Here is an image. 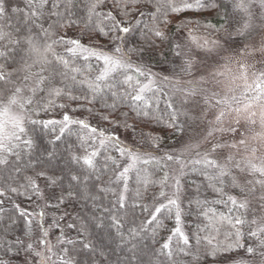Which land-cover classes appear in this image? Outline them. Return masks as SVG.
<instances>
[{
    "label": "snow or ice",
    "instance_id": "snow-or-ice-1",
    "mask_svg": "<svg viewBox=\"0 0 264 264\" xmlns=\"http://www.w3.org/2000/svg\"><path fill=\"white\" fill-rule=\"evenodd\" d=\"M46 0H40V6L42 7ZM208 7L218 8L217 3L211 2V0H205ZM30 17L39 18L37 11L35 10V0H28ZM8 4L9 0H0V20L8 19ZM65 10L63 13L59 11L52 12L51 15L57 17L52 23L48 25L47 28L43 26L42 23L38 24L35 20H32L34 28L39 30L38 33H30L23 38H13V33L5 31L3 27H0V44L3 45L4 50L0 51V57H10L16 49H19L21 55L20 67L14 71L27 73L23 76V81H29L33 77H37L35 81V86L29 89L31 95L25 97L22 95L23 88L17 86L14 81L11 80L12 72H7L5 66L0 64V166L7 167L10 163L9 157L14 156L16 161L22 159L21 146L24 149L31 150L34 145V141L29 139H23L26 135L25 123L30 124L35 129L36 126L47 127L48 125H62L59 128L61 134L67 131L72 134V129L69 125H79L81 129H87L92 135L85 137L79 132L76 133L79 141V146H83L88 143V141H95L97 136L99 137L100 148H105L106 141H113L115 145V151L119 152L121 157L127 159L128 163L117 174V180L124 181V192L121 193L118 199V206L121 210L129 207L126 203L125 192L128 190V174L129 172L135 170L139 177L140 169L138 165H148L149 163L159 164L160 161L152 157L151 159H145L144 156H151L154 151H159L161 146V141L164 138L162 135H151L145 133L142 129L139 133L140 137H148L147 140H142V143H148L149 147L144 151L143 155L138 153L132 148H129L126 144L119 140V137L112 135V132L119 127H123L126 132H131L136 134L137 123H148L149 121L155 124H163L164 128L161 130L164 132L167 130L171 134L177 132L183 133L186 125L189 122H194L196 117L194 114L185 107L186 105L194 104L196 92H185L184 98L182 99L180 106L177 107L171 99L166 101L167 108L172 109V112L168 114V119L163 120L159 114L153 109L152 104L149 103L144 96V93L151 86V78L154 73L151 72L150 66L145 62L146 56H151L155 53V50L159 47L156 40L165 43L169 50L174 52L175 57L181 60L180 72L185 74H190L194 70V66L198 61L191 55L192 49L195 48L203 52L207 57H218L219 61L222 63L217 64V69L209 73V78L211 82L215 84H223L226 92L223 96H220L216 100L215 104L210 103V98L208 96L202 97L203 105L209 107H216L217 105H226L228 112H234L236 115L234 117L235 126L229 125L227 127L223 126V121L226 115L224 108L218 111L215 115L214 121L209 123L213 126L209 128L207 132V137L215 138V133L231 134L233 136H242L245 134H251V138L257 141H264V69L259 70V72H253L252 75L255 77L253 87L250 84H245L244 93L241 94V98H238L234 94L229 96L228 93L233 92L232 84L236 79H244L247 82L248 70L250 68H255L254 64H248L247 60L249 58L260 57L257 63L264 65V0H235L233 4L234 10H239L244 13L243 23L238 27L233 28V19L226 12L223 20L224 23L220 25L219 28L213 29L216 33H220L219 38H214L212 35L197 36L193 33L195 29H189L186 34V43L182 44L174 37H179L180 33H172L168 30L171 22L162 17H166L167 10L172 12L182 11L183 8H191L192 4L185 3L183 8L176 7L172 0H89L86 7V19L83 20L84 31L90 32L95 31L97 35L108 37L112 33L116 35H111L112 41L116 43L114 48L107 49L102 46L94 45L91 42L84 44V36L81 35L78 38L66 39L65 36H58L56 39H52L55 35L53 29L56 28H72L78 26L81 22L80 18L73 19L74 13L72 11V0H65ZM109 6V11L104 14L105 20H111L110 25L101 26L100 23L95 22L100 16L101 12L98 9L103 8L104 5ZM59 0H55L53 7L59 8ZM197 7H203L204 4L200 3V0H196ZM154 8V10H152ZM114 9V11L112 10ZM258 9L257 11H255ZM13 12L19 11V9L13 8ZM135 14L134 19H119L118 17H130ZM148 18L151 20V24H143V27H138L142 25L143 20ZM191 21H181L176 25L177 29H183ZM197 27H200L199 21L196 22ZM126 25V26H125ZM164 26V29L161 28ZM207 27V26H205ZM139 31L141 37L143 38L142 43H137L132 47L125 48L128 43L126 37H130L132 33ZM18 33V30H17ZM149 33L151 35H149ZM43 39V43H40V39ZM7 41V43H4ZM49 41H51L49 43ZM57 45H62L65 47V51L77 53L80 50L81 55L87 53V55H82V59L85 61L95 58V60L103 63V69L94 79H77V74H82V69L79 67H70L69 61L60 56L56 51L55 47ZM71 45V47H68ZM11 46V47H10ZM187 47L188 51L182 52L181 49ZM162 54V53H161ZM49 55L53 59H49ZM132 55L138 57V61L134 64L132 62ZM31 60V63H29ZM54 65H61L63 71H57ZM233 65L239 70V76L233 72ZM38 66L37 72H32L34 67ZM145 69H148L147 71ZM130 72L135 73V77ZM116 74L121 75L123 78L116 80ZM139 77H145L149 83L141 84ZM223 78V79H220ZM135 79V84L133 80ZM165 80L169 79L167 76L164 77ZM202 79H204L202 77ZM179 83V81H177ZM207 82V81H206ZM8 85H11L12 90L10 95L5 96V92L9 89ZM79 86H85L86 91H83L81 95L73 94ZM126 86V87H125ZM37 92L46 93L47 99L41 97L40 100H35V95ZM220 94L218 92H213L211 97L214 99ZM67 98L69 101L77 102L84 100L90 107L85 108L84 104H78L77 107L83 111H87L90 116H97L101 121H107L109 124H114L112 130L102 128L99 124L93 127L88 120L81 118H73L68 112H64L62 119L57 120H38L31 119L32 113L37 110L47 112L51 107H59L64 109L65 104H56V99ZM111 101V102H109ZM233 104L236 107H233ZM99 105V110L96 106ZM13 106H18L21 110V115H15L12 113ZM122 108H127L128 111H121ZM104 112L109 113L105 115ZM133 114V124L128 123L129 115ZM207 115V110L204 112V117ZM110 116L113 119H110ZM122 117V119H121ZM183 118V119H182ZM243 121V124H241ZM260 131L257 132L256 128ZM241 128L244 129L241 132ZM61 136H56L55 141H60ZM52 143V141H49ZM248 140L246 138H241L238 141H234L231 144L217 142L214 144L213 148L223 149L236 148L238 145H243L247 147ZM91 147V145H89ZM199 144H190L187 146L185 151H191L193 149H198ZM260 147H264L261 144ZM100 148L93 147L91 151L86 150V154H77V148L74 144H68L66 146V151L68 153V160L73 165H81V167H86L88 172H96L99 169L96 168L94 163V158L98 156ZM21 149V151H17ZM253 156L259 151V147H253L251 149ZM166 159L171 161L178 157L173 154H165ZM48 157H55V151L48 152ZM106 163L104 168L106 169L108 164L107 161L116 164L117 161L108 156L105 158ZM260 163H254L252 160H245L244 166L247 170L255 175L259 174L260 177H264V156L258 157ZM232 157H228V161H231ZM82 162V163H81ZM30 165L34 164L36 167H42L43 161L39 158L31 159L29 161ZM196 164H205L210 167L217 168L218 174L216 177H209V179H217L221 184L224 183V178L230 176L232 184L236 187L241 188V192H244L242 188L237 183V178L232 175L228 164H218L215 160L209 159L207 154H205L203 159L195 160ZM234 167L241 168L239 162H237ZM21 169L19 167L15 168L16 172ZM38 178H44L47 182L46 186L52 189V194L50 196L51 200L56 202V205H60L66 202V200L74 199L82 192L87 193L88 185L87 181L90 179L89 174H84L81 179V175L78 172L69 171L68 173V190L65 191L63 186V176L62 175H47V169L42 168L37 174ZM167 176L165 177V180ZM138 179V183H139ZM148 180H143L145 192L143 195L147 196V188L149 185ZM163 183V181L161 182ZM248 184H258L264 189V179H257L255 181H248ZM176 193L174 196H178L180 180L176 178L175 180ZM26 188L32 190L34 194L43 195L39 189V185L35 179L29 178L28 185ZM55 189H59L58 192ZM221 191L222 189H216ZM8 191L16 192L17 188H9ZM249 192L254 191V188L248 189ZM5 191L0 190V196H4ZM142 195L140 191H137L136 197L139 198ZM161 197L165 195L163 191L159 193ZM93 199H95L93 197ZM228 200L232 205L237 204V198L234 196H229ZM261 201L259 211L261 215L253 217L249 221L241 219L239 216L234 218V224L243 227L245 223H250L253 227L248 231V238H255L252 243H248V240L241 242L242 232L240 228L235 231V239L231 243L217 244L208 248H205L202 253L203 257L211 256L214 260L218 261L219 264H264V191L261 192L259 197ZM3 203V201H0ZM249 202L247 199L239 203V208L247 209ZM18 207V206H17ZM133 213L137 208L141 211H148L145 205L139 203H133L131 206ZM173 208H175L176 222H180V210L176 198H170L166 203H160L154 206V211L151 213L150 218L144 222V224L137 230L136 228L130 229V235L133 238L139 237L142 232H146L147 228H152L151 236L155 237L156 231L159 228L164 227L163 220L158 219V214L160 217H164V212L167 210L169 214L172 213ZM2 210V209H0ZM105 211H108L105 209ZM255 211V210H254ZM22 216H25L26 222L30 224L27 217L30 214L21 212ZM41 219L43 218V213L40 214ZM166 218V217H165ZM11 219V218H10ZM95 219V218H94ZM114 226L117 227L119 232L120 220L115 216L112 217ZM231 222V221H230ZM15 221H11V225H14ZM11 225L8 228H11ZM155 225V227H153ZM69 228L75 227V225H68ZM88 225L82 223L80 225L81 231H85ZM97 228L101 227L100 224L96 225ZM40 236L33 240L34 235L31 228L24 232L21 237H17L10 244L4 245V255L7 256L11 253L13 256H21L23 259V264H47L45 258V252L49 253L48 259H51L52 247L50 246V241L48 239L49 232L43 227L41 223L39 225ZM173 233H179L180 240L184 246L189 245V239L180 230L179 227L173 229ZM231 235V233L229 234ZM207 239V237H205ZM171 240V236L169 237ZM27 241V243H26ZM68 244H72L73 241L68 240ZM200 244L199 238H197V245ZM208 244L211 245V240H208ZM37 245H39V250H37ZM83 249L95 251L94 248L88 243L82 245ZM135 248L136 246L133 245ZM168 250L165 252L164 250ZM65 254L67 250H62ZM180 252H186V247H180ZM243 253V255H241ZM187 254L191 255V249H187ZM156 256V261H149V264H164V261L159 259L160 256H165L168 260L172 259V251L170 249L169 243H164L162 248L158 253H154ZM61 264H74L71 259H64L63 256L60 257ZM0 264H12V259L9 258L5 260L0 258ZM95 264V261H93Z\"/></svg>",
    "mask_w": 264,
    "mask_h": 264
},
{
    "label": "trees",
    "instance_id": "trees-1",
    "mask_svg": "<svg viewBox=\"0 0 264 264\" xmlns=\"http://www.w3.org/2000/svg\"><path fill=\"white\" fill-rule=\"evenodd\" d=\"M16 1L9 0L8 19L0 20V27H3L5 31L12 32L13 38H23L30 33H38L39 30L33 27L32 20H35L38 24L42 23L47 28L50 23L57 19L51 13L55 11L63 13L66 7L65 0H59L60 6L58 9L53 7L55 0H46L42 7L38 6L36 11L40 15L39 18H36L30 17V10L26 5L20 3L19 0L18 3ZM88 2L89 0H72L73 19L80 18L81 22L78 26L72 28L53 29L52 31H54L55 35L52 36V39H56L61 35L65 36L66 39L78 38L83 35L84 40L82 42L84 44L91 42L94 45L102 47L111 46L113 42L111 35H116V33L103 37L97 35L95 31H84L83 20L86 19L85 6ZM211 2L217 3L219 7H208L205 0H200V3L205 5L203 7H197L196 0H172V3L178 8H183L185 3L192 4L193 7L183 8L182 11L178 12L167 10L166 17L162 18H166L171 22L168 30L172 33L179 32L181 34L188 32L189 29H195L194 34L215 35L217 33L214 31L213 26L219 28L224 23L223 17L228 12L226 10L228 3L225 0H211ZM13 8L19 9V11L13 12ZM109 10L107 4L103 8L98 9L101 12V16L95 22L100 23L101 26L110 25L111 20L104 19V14ZM112 10L114 11V9ZM118 18L123 20L134 19L136 17L133 14L130 17ZM181 21H191L192 23H188L183 29H177L176 25ZM197 21H199L200 27H197ZM145 23L150 25L151 20L145 18L142 25L138 27H143ZM161 28L164 29V26L161 25ZM149 35L151 34L149 33ZM126 38L128 39V43L125 51L127 47H132L137 43L143 42L139 31L132 33L130 37ZM174 39H177V37H174ZM4 43H7V41ZM40 43H43L42 38L40 39ZM156 43L159 47L153 55L144 58L145 62L150 66V69L174 75L177 71L174 52L170 51L165 43L159 40H156ZM3 50V45L0 44V51ZM55 51L69 61L70 67L82 69V74H77V79H94L102 69L100 61L95 60V58L85 61L80 55L66 52L65 47L62 45H57ZM21 55L19 49H16L10 57H0V64L5 66L7 72L13 73L11 80L16 85L27 74L14 71L20 67ZM49 59H53L51 55H49ZM138 59V57L132 55V62L134 64ZM29 63H31V60H29ZM54 66L57 71L64 70L61 65ZM33 71H38V66L34 67ZM129 74L135 77L133 72ZM122 78L119 74L115 76L116 80ZM133 84H135V79L133 80ZM7 88L9 90L5 92V96L14 90L11 85H8ZM83 91H86V87L79 86L73 94L81 95ZM144 96L152 104L157 114L163 120H167L168 114L172 112V109L167 108L166 101L169 100V97L163 89L159 86L150 87L144 93ZM41 97H44L46 100V93L38 92L35 95V100H40ZM55 103L57 105L61 103L65 104L66 107L64 109L51 107L47 112L37 110L35 113H32L31 119L58 121L64 112H68L69 115L85 116L94 125L99 124L102 128L109 130L114 128V124L101 121L97 116H90L87 111L79 109L77 107L78 104H84L85 108L90 107L84 100L72 102L67 98H58L55 100ZM96 108L99 110V105ZM121 111H128V109L122 108ZM104 114L109 115L107 112H104ZM132 117L133 114L130 113L129 124L134 123ZM110 119H113V117L110 116ZM61 126L48 125L45 128L41 125L36 126L34 129L33 126L25 123L26 135L23 139L31 138L34 141L33 148L31 150L24 149L22 145L23 151L20 161H16L15 157L11 156L9 157L10 163L7 167L0 166V190L5 191V195L0 196V201H3V203H0V209H2L0 210V258L5 260L11 258L12 264H23L22 255L13 256L9 253L5 256L4 245L6 243L10 244L17 237H21L29 228H31L33 233L35 232V218L29 215L27 217L30 221L29 224L26 222L25 216L21 215V212L29 214L26 207L33 197V192L31 189L26 188V186L28 185L29 178L40 172L42 168L47 169L48 176L53 174L62 175L65 191L68 190L69 171L78 172L81 175V179L84 174L90 175L89 181L86 182L88 185L87 193L82 192L76 198L66 200L65 203L60 205H56V202L50 199L53 190L47 186L45 187V195L50 202L48 208L60 214V219L64 222L62 226L64 229L62 246L63 250H67L66 254L69 259L73 260L74 264H93V261H95V264H149L150 260L156 261L157 258L154 253H158L166 242L169 243L173 255L171 260H168L165 256H160L159 259L163 260L164 264H219L211 256L202 258L205 248L233 242L237 228H240L242 232V243L245 239L248 240V243L254 241V238H248L247 235L251 228L250 223H245L243 227L234 224V218L237 216L245 221H249V219L246 212L239 208L238 204L232 205L228 200L226 179L224 178L223 184L217 179H209V177H216L218 173L210 171L201 165L188 167L183 178L186 193L182 202V219L189 239V245L184 246L179 234L173 233V229L176 228L177 224L174 208L171 214L165 210L164 217H160L158 214V219L163 220L164 227L156 231L155 237L151 236L152 228H147L146 232H142L139 237L133 238L130 235V229L136 228L139 230L144 222L150 218L151 213L154 211V206L165 203L167 200V179L165 180L166 171L164 165L161 163L140 164L137 166L140 169L139 177L137 171L133 170L129 172L128 190L125 192L126 203L129 207L121 210L118 206V199L122 193L123 180H117V174L122 171V168L121 164L118 163L119 155L115 151V148L111 145L100 148L98 156L94 158L95 166L99 171L90 173L86 167L71 164L68 160V153L65 150L68 144H74L79 155L86 154V150L89 151L88 143L83 148L79 146L76 133L82 134L81 131L75 126H69L72 129V134H69L67 131L61 134L59 131ZM163 128V124H155L149 121L146 124L137 123L136 134H132L130 131L126 132L123 127L116 128L115 130L123 131L132 143L144 151L148 149L149 144L142 143V140H147L148 137L142 138L139 136L141 129L151 135H162L164 138L161 141L159 151L151 153L159 155L164 150L165 139L169 134L167 130L162 132ZM58 135L61 136V140L55 141V137ZM49 141H52V143H49ZM17 151H21V149H17ZM50 151H55V157H48V152ZM108 156L113 157L117 163L113 164L111 161H107L108 166L105 169V158ZM30 158L33 160L39 158L43 161L42 167H36L34 164L30 165ZM16 167H19L21 170L16 172ZM143 180L150 182L147 188V196L143 195L145 192ZM162 181L163 183H161ZM9 188H17V191H8ZM218 188L222 189V192L217 191L216 189ZM55 191L58 192L59 189H55ZM137 191L142 193L139 198L136 197ZM161 191L165 193L163 197L159 195ZM133 203L145 205L148 211H141L140 208H137L135 213H133L130 207ZM105 209L108 211H105ZM113 216L120 220L119 232L113 224ZM12 220L15 221L14 225H11ZM82 223L88 225L85 231H81L80 225ZM70 224L75 225V227L69 228L68 225ZM97 224H100L101 227L97 228ZM9 225H11L10 229L8 228ZM230 233L231 235H229ZM170 236L171 240H169ZM197 238L200 240L199 245H197ZM68 240L73 241V243L68 244ZM208 240H211V245L208 244ZM84 243L90 244L95 251L83 249L82 245ZM133 245L136 247L134 248ZM180 247H186V252H180ZM187 249H191V255L187 254ZM164 251L167 252L168 250Z\"/></svg>",
    "mask_w": 264,
    "mask_h": 264
},
{
    "label": "rangeland",
    "instance_id": "rangeland-1",
    "mask_svg": "<svg viewBox=\"0 0 264 264\" xmlns=\"http://www.w3.org/2000/svg\"><path fill=\"white\" fill-rule=\"evenodd\" d=\"M20 3L26 5L29 9V3L28 0H19ZM228 3V7L226 10L227 13L232 17L233 24L232 27H238L240 24L243 23L244 20V13H242L239 10L233 9V4L235 0H225ZM18 3V0L16 1ZM40 5V0H35V10H37L38 6ZM30 10V9H29ZM258 13V9H256ZM126 26V25H125ZM188 32H183L180 34L179 37H177V40L184 44L186 43V34ZM194 34V33H193ZM197 36H205L201 34H194ZM220 33H217L215 35H212L214 38H219ZM119 43V41L112 42L111 46H107L104 48L112 49L114 48L115 44ZM68 47H71V45H68ZM182 52L188 51L187 47L181 49ZM76 55H87V53H83L81 55L80 50H77ZM191 55L195 57V59L198 61V63L194 66V70L190 74H185L183 72H180V64L181 60L176 58V65H177V71L174 73V75H168L165 72H161L158 70L150 69L152 73L155 75L151 78V86H159L163 89V91L168 95L169 99L172 100V102L179 107L182 99L184 98L185 92H196L195 97V103L186 105L187 107L196 117L194 122H189L188 125H186L185 130L183 133H175L171 134L169 133L167 138L165 139L164 144V150L159 155H153L151 156H144L145 159H151L152 157H155V159L159 160L161 164L164 165L165 171H166V191H167V200L170 198H176L179 210H180V222L179 224H176V228L179 227L180 230L184 233L185 236H187V232L184 226V222L182 219V202L185 197L186 189L184 186V174L186 169L193 165H201L210 171H215L218 173V169L214 167L207 166L205 164H196L194 163L195 160L203 159L205 154H207V157L209 159L215 160L218 164H228V167L231 170V173L233 176L237 178V183L244 188V192H241L240 187H236L232 184L231 177H225L227 181V191H228V197L234 196L237 198V204L239 205L240 202H243V200L247 199L249 202V206L247 209H243L247 216L249 221L253 219V217H259L261 215L259 211V207L261 204V201L259 200V197L261 195V192L264 191V189L261 188L258 184H248V181H255L257 179H264V177H260L259 174H251L247 168L244 166L245 160H252L254 163L259 164L261 161L258 159L260 156H264V147H260L261 144H264V141H257L253 140L251 138V134H245L244 137L242 136H233L231 134H222L221 133H215V138L213 137H207L205 139L207 132L209 131V128L213 125L210 124V121H214V117L216 114H218V111L221 108H224L226 115L223 121V126L227 127L229 125L235 126L234 124V112H228L226 105H217L216 107H209L203 105L202 97L208 96L210 98V103L215 104L216 100L220 98V96H223L226 92V89L224 88L223 84H215L211 82L209 78V73L215 71L217 69V64L222 63L219 61L218 57H207L203 52L193 48ZM260 57L257 56L254 59L249 58L247 60L248 64H254L255 68H250L248 70V79L247 82H245L244 79H236L234 83L231 85L233 88V92L228 93L229 96L235 95L238 98H241V94L244 93L245 84H250L253 87L255 86L254 80L255 77L252 75L253 72H259V70L264 69V65L257 63L259 61ZM102 69H103V63ZM101 69V70H102ZM146 71L148 69H145ZM37 72V71H33ZM233 72L239 76V70L236 68L235 65H233ZM134 73V72H133ZM135 74V73H134ZM168 77L169 79L165 80L164 77ZM202 77L204 79H202ZM37 77H33L29 81H23L17 85L21 86L23 88L22 95L27 97L31 95V92L29 89L35 86V81ZM141 81V84H148L149 81L145 77H139L138 78ZM223 79V78H220ZM179 81V83L177 82ZM207 81V82H206ZM213 92H218L220 95L216 98H212L211 94ZM38 93V92H37ZM36 93V94H37ZM11 92L8 94L10 95ZM233 107H236L235 104H233ZM207 110V115L204 117V112ZM12 113L15 115H21V110L18 106H13ZM73 118H81L88 120L90 124L93 127H96L97 125H94L91 120H89L85 116L80 115H71ZM61 118L58 119L61 120ZM183 119V118H182ZM241 124H243V121H241ZM69 126H75L77 127L81 133L85 136H91L92 134L87 129H81L79 125H69ZM241 132L244 131L243 128L240 129ZM256 131L259 132L260 129L257 127ZM112 135L115 137H119V140L126 144L129 148L134 149L138 153L142 154L144 153V150L142 148H139L134 143H132L127 135L123 131H113ZM241 138H246L248 140L247 147L243 145H238L236 148H228L225 147L223 149H215L213 148L214 144L217 142L220 143H226L231 144L234 141H238ZM89 151L92 150L93 147L100 148L99 145V137L97 136V139L93 141H88ZM190 144H199L200 147L198 149H193L191 151H185L188 145ZM111 145L115 148L113 141H106V146ZM253 147H259V151L255 154V157L252 154L251 149ZM119 155L118 163L121 164V168H123L127 165L128 161L126 158L121 157L119 152H117ZM173 154L174 156L178 157V161L176 159H173L171 161L166 159L165 154ZM231 156L232 160L228 161V157ZM239 162L241 165V168H244L243 171L240 169L234 167V165ZM31 179H35L39 185L40 191L43 193V195L34 194L33 197L29 203V205L26 207V210L29 212V214L35 218L34 219V235L32 237L33 240H36L40 236L39 231V225L42 223L43 227L48 230L49 232V241L50 246L52 247V254L51 259H48L49 253L45 252V258L47 264H61L60 257L63 256L64 259H69L67 254H65L62 246L63 241V224L64 222L61 221L60 214H57L54 211H51L48 207L50 206V202L47 199L45 195V187H46V180L44 178H38L37 175L31 176ZM129 178V174H128ZM176 178H179L180 180V187H179V193L178 196H174L173 194L176 193V187H175V180ZM254 188V191L249 192L248 189ZM122 192H124V181H123V187ZM125 194V193H124ZM166 200V202H167ZM165 202V203H166ZM175 209V208H174ZM255 210V211H254ZM43 213V218L41 219L40 214ZM253 227L252 225H250ZM179 234V233H178ZM255 239V238H254ZM27 243V241H26ZM37 250H39V245H37Z\"/></svg>",
    "mask_w": 264,
    "mask_h": 264
}]
</instances>
